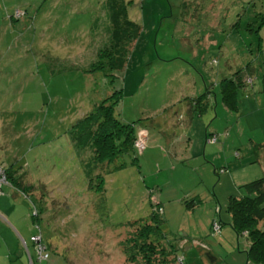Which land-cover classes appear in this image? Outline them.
<instances>
[{
	"label": "rangeland",
	"instance_id": "rangeland-1",
	"mask_svg": "<svg viewBox=\"0 0 264 264\" xmlns=\"http://www.w3.org/2000/svg\"><path fill=\"white\" fill-rule=\"evenodd\" d=\"M103 1L0 0V164L22 166L29 184L45 190L50 211L39 212V231L45 244L57 241L36 264H134L122 245L131 228L122 226L149 220L156 203L160 231L182 264H248V241L225 208L242 184L263 176L253 153L264 144L260 0H124L141 31L115 82L114 115L144 132L134 156L103 174L100 209L82 170L86 155L73 153L68 131L92 110L91 98L101 101L103 75L88 69L99 46L89 28ZM246 66L252 83L237 90L231 110L220 83ZM205 89L208 106L190 117L184 98ZM27 222L38 232L29 211ZM26 243L34 256L30 234ZM19 245L13 262L0 264H29Z\"/></svg>",
	"mask_w": 264,
	"mask_h": 264
},
{
	"label": "trees",
	"instance_id": "trees-1",
	"mask_svg": "<svg viewBox=\"0 0 264 264\" xmlns=\"http://www.w3.org/2000/svg\"><path fill=\"white\" fill-rule=\"evenodd\" d=\"M260 3L261 8L264 9V0H260ZM128 6L124 0H104L99 4L98 11L92 18L89 34L92 37V43H97L99 46L88 73L89 76L94 72L101 73L103 75L101 82L104 87L101 91V101L95 104L96 101L93 100L95 97L91 98L90 109L92 110L83 114L68 131L69 147L72 148L70 149L75 154L78 152L86 155L84 160H80L82 170L89 182L87 188L93 190L99 198L100 209L102 207L104 209L103 174L121 167L125 156H134L137 151L135 142L144 131L143 128L136 129L134 123L122 121L118 114L114 115L115 107L121 100V90L115 87V82L119 81L128 53L137 42L141 31L137 24L128 19ZM255 18L261 19L260 24L257 23L261 27L264 12L255 13ZM247 30L253 32L254 29L251 30L248 25ZM189 66L196 69L195 66L190 64ZM251 71V67L246 66L238 70L232 78H224L221 81V97L225 107L231 110L236 108L237 90L251 85ZM92 81L95 83L94 79ZM261 93L264 100V74L261 79ZM96 97L98 98V94ZM209 97V89H205L203 96L185 97L184 104L188 115L192 117L196 112H202L208 106ZM253 149L255 161L262 167L263 176L242 184L239 187L238 196L228 199L225 210L228 214V223L235 235L244 236L248 241L245 251L246 262L264 264V144H254ZM68 161L61 163L60 166L66 167ZM0 169L5 173V183L0 186L2 194L3 188L9 187L26 201L31 215V225L34 228L36 225L38 231L31 237L39 234L43 247L48 249L49 246L42 240L38 226L41 211H50L46 208L48 201L44 197L45 190L29 184L25 179L22 166L1 163ZM93 181H96V184H92ZM33 190L37 192V197L34 196L32 202L29 194L33 193ZM50 207L55 210L54 205ZM153 208L149 220L135 221L122 226L131 228L129 239L122 244L126 260L134 264H138L137 262L165 264V259L172 256L176 264H182L177 257L176 248L169 244L160 231L161 213L157 212L160 208L159 204L156 203ZM109 227L108 223L104 228L105 231H108ZM151 236L157 239V242L150 240ZM160 241L167 246H159Z\"/></svg>",
	"mask_w": 264,
	"mask_h": 264
},
{
	"label": "crops",
	"instance_id": "crops-1",
	"mask_svg": "<svg viewBox=\"0 0 264 264\" xmlns=\"http://www.w3.org/2000/svg\"><path fill=\"white\" fill-rule=\"evenodd\" d=\"M3 189L4 192L0 195V261L13 262V247H20V239V241L22 240V243L25 244V246H23L25 247V251L23 249V253H25L28 258L25 262L36 264L35 260L38 261V258L35 247L30 240L35 250V255L33 256L31 249L27 247L26 243L27 236L30 234L31 237L34 233L27 222L29 206L18 193L11 190L12 188L4 187ZM46 245L49 246L50 249H54L57 246V241L50 238L46 241ZM20 258H23V255H20ZM39 262L41 261H38V263Z\"/></svg>",
	"mask_w": 264,
	"mask_h": 264
},
{
	"label": "built area",
	"instance_id": "built-area-1",
	"mask_svg": "<svg viewBox=\"0 0 264 264\" xmlns=\"http://www.w3.org/2000/svg\"><path fill=\"white\" fill-rule=\"evenodd\" d=\"M141 133H140L137 141L135 142V147H138V146L141 147ZM215 141H216V138L214 136H212L211 138H209L207 140V142H215ZM4 174L5 173L0 169V186L5 183V175ZM0 195H2L1 190H0ZM214 230L218 231L219 227L214 225ZM31 241L35 245V250H36L38 261H43V260L47 259L48 254L46 253L45 248L43 247V245L41 243L40 235L37 234V235L32 236Z\"/></svg>",
	"mask_w": 264,
	"mask_h": 264
}]
</instances>
